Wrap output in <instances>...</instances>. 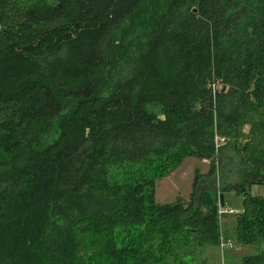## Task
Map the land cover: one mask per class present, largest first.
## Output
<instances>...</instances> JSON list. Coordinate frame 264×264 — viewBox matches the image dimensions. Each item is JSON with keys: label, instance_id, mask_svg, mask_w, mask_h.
<instances>
[{"label": "trees", "instance_id": "1", "mask_svg": "<svg viewBox=\"0 0 264 264\" xmlns=\"http://www.w3.org/2000/svg\"><path fill=\"white\" fill-rule=\"evenodd\" d=\"M0 104L24 106L0 140V264H184L220 244L229 189L234 239L259 245L241 264H264V0H0ZM182 152L238 178L159 204Z\"/></svg>", "mask_w": 264, "mask_h": 264}, {"label": "rangeland", "instance_id": "2", "mask_svg": "<svg viewBox=\"0 0 264 264\" xmlns=\"http://www.w3.org/2000/svg\"><path fill=\"white\" fill-rule=\"evenodd\" d=\"M48 2H54V0H46ZM30 5L29 2L25 4ZM102 73L108 72V67H105ZM214 89V86H213ZM103 94L108 92L106 84L103 85ZM5 106L0 104V108ZM24 106L18 105L14 108L12 112L6 115L0 116V140L9 141L11 132L13 134L14 126L17 127L20 122V113H22ZM7 121V125L4 123ZM7 130L11 132L6 135ZM216 137V136H215ZM222 137L217 136L215 138L216 142H221ZM183 153V152H182ZM0 154L2 156V149L0 147ZM182 160L175 167L170 169V171L160 177L155 178V201L159 204L173 202L178 196L181 197L185 202H188L190 193L193 192L194 200L197 201L199 192L202 189L210 190L215 192L217 197L219 194L223 193L222 188L225 184H232L237 180V175L234 172V167L232 164L223 165V167L215 168V172L208 176L207 171L209 169L210 160L199 158L194 155L188 154L187 152L182 155ZM163 166L160 168L162 169ZM159 168V167H158ZM108 171L109 176L119 174L118 168L111 167ZM198 169L199 177L197 178V183L193 185L194 170ZM144 175L150 176L153 173L149 169H144L142 171ZM113 174V175H112ZM131 174H128V177ZM122 173L120 172V182ZM248 193L251 195L264 197V184L251 185L248 188ZM136 200L134 206L132 207L133 212H137L138 206H140L139 197L140 191H135ZM225 203L223 204L227 208H232L237 210L236 213H224L219 219V229H220V243L218 246H208L202 248L195 256L184 257V264H241L243 256L256 253L259 249V245L256 244H243L238 243L234 239V227L235 219L237 213L241 212L243 207V193H238L235 189H229L224 192ZM227 241H230L232 246H227Z\"/></svg>", "mask_w": 264, "mask_h": 264}, {"label": "built area", "instance_id": "3", "mask_svg": "<svg viewBox=\"0 0 264 264\" xmlns=\"http://www.w3.org/2000/svg\"><path fill=\"white\" fill-rule=\"evenodd\" d=\"M221 141H223V139H221ZM238 212L235 209L232 208H227L226 206H224L219 200L217 201V213H218V217L220 218L222 214L224 213H236ZM221 244V243H220ZM227 246H232L230 241H227Z\"/></svg>", "mask_w": 264, "mask_h": 264}, {"label": "water", "instance_id": "4", "mask_svg": "<svg viewBox=\"0 0 264 264\" xmlns=\"http://www.w3.org/2000/svg\"><path fill=\"white\" fill-rule=\"evenodd\" d=\"M224 89V86L222 87V90Z\"/></svg>", "mask_w": 264, "mask_h": 264}]
</instances>
